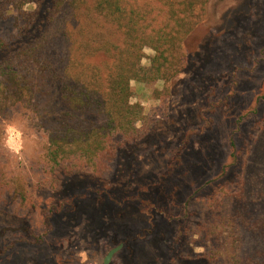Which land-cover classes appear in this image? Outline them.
I'll use <instances>...</instances> for the list:
<instances>
[{
  "label": "rangeland",
  "instance_id": "374dc122",
  "mask_svg": "<svg viewBox=\"0 0 264 264\" xmlns=\"http://www.w3.org/2000/svg\"><path fill=\"white\" fill-rule=\"evenodd\" d=\"M6 16L4 39L15 32L16 12ZM143 52L141 65L149 66L155 52ZM181 57L169 82L132 81V102L143 106L148 134L122 150L104 179H73L71 197L51 196L42 135L18 120L4 125L0 264H104L120 244L109 264H186L180 248L169 245L192 215L188 199L213 184L230 162L233 141L252 160L264 129V0H210ZM94 60L104 70L110 62L103 52ZM20 174L37 206L33 217L10 198ZM47 203L60 212H49ZM190 246L205 250L200 240Z\"/></svg>",
  "mask_w": 264,
  "mask_h": 264
},
{
  "label": "trees",
  "instance_id": "16d2710c",
  "mask_svg": "<svg viewBox=\"0 0 264 264\" xmlns=\"http://www.w3.org/2000/svg\"><path fill=\"white\" fill-rule=\"evenodd\" d=\"M209 2L0 0V18L16 12L15 32L0 36V132L18 120L42 135L52 197H71L75 178L104 179L122 150L145 138V111L132 102L131 83L176 75L183 43ZM145 47L155 52L149 66L141 65ZM100 52L110 60L105 70L94 60ZM252 150V160H244L233 141L213 184L188 199L186 210L198 220L188 214L169 245L180 248L186 264H264V129ZM12 185L10 198L33 217L37 206L21 174ZM46 207L60 212L56 204ZM198 240L202 253L190 246Z\"/></svg>",
  "mask_w": 264,
  "mask_h": 264
},
{
  "label": "water",
  "instance_id": "95a60500",
  "mask_svg": "<svg viewBox=\"0 0 264 264\" xmlns=\"http://www.w3.org/2000/svg\"><path fill=\"white\" fill-rule=\"evenodd\" d=\"M122 248H123V244H120L119 246H117V247L113 248L112 250H110V252L104 258V264H109L112 261L114 255L116 253H118Z\"/></svg>",
  "mask_w": 264,
  "mask_h": 264
}]
</instances>
